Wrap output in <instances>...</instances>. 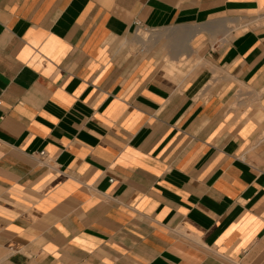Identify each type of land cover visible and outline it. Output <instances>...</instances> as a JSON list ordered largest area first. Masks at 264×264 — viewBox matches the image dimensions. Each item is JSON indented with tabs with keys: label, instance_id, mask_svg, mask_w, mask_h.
<instances>
[{
	"label": "crops",
	"instance_id": "0c3cea01",
	"mask_svg": "<svg viewBox=\"0 0 264 264\" xmlns=\"http://www.w3.org/2000/svg\"><path fill=\"white\" fill-rule=\"evenodd\" d=\"M0 264H264V0H0Z\"/></svg>",
	"mask_w": 264,
	"mask_h": 264
}]
</instances>
